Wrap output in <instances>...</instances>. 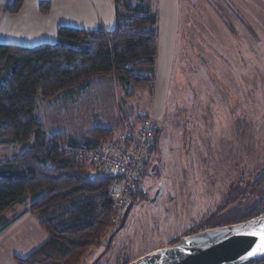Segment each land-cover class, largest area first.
I'll return each instance as SVG.
<instances>
[{
  "label": "rangeland",
  "instance_id": "1",
  "mask_svg": "<svg viewBox=\"0 0 264 264\" xmlns=\"http://www.w3.org/2000/svg\"><path fill=\"white\" fill-rule=\"evenodd\" d=\"M3 4L0 0L1 9ZM144 5L159 14V84L153 90L128 96L110 78L95 79L74 101L39 106L48 134L80 135L99 124L119 132L126 114L147 116L159 129L135 183L137 201L125 228L109 252L112 234L82 264L99 257V264L136 262L206 229V218L264 199V181L258 179L264 169V0ZM30 144L0 143V159ZM26 211L22 205L6 215L15 221L0 238V264H17L11 256L22 259L46 241L47 233Z\"/></svg>",
  "mask_w": 264,
  "mask_h": 264
},
{
  "label": "trees",
  "instance_id": "2",
  "mask_svg": "<svg viewBox=\"0 0 264 264\" xmlns=\"http://www.w3.org/2000/svg\"><path fill=\"white\" fill-rule=\"evenodd\" d=\"M25 2L12 0L7 11L18 14ZM115 3L113 31L62 27L55 44H0V143L31 141L24 150L0 159V234L15 221L6 217L8 212L27 205L26 212L48 235L30 255L15 257L17 264H82L117 226V201L111 194L118 177L94 167L86 155L98 151L118 131L99 124L80 135L48 134L39 121L41 102L83 96L95 79L110 78L128 96L154 89L159 14L145 9V0ZM39 7L43 16L50 15V0L41 1ZM258 176L262 183L264 169ZM137 194V189L132 191L131 200ZM263 214L264 199L255 200L223 216L206 218L203 225H236Z\"/></svg>",
  "mask_w": 264,
  "mask_h": 264
},
{
  "label": "crops",
  "instance_id": "3",
  "mask_svg": "<svg viewBox=\"0 0 264 264\" xmlns=\"http://www.w3.org/2000/svg\"><path fill=\"white\" fill-rule=\"evenodd\" d=\"M11 1L4 0L3 7L0 8V44H17L23 47L55 44L58 42V30L62 27L88 31L104 28L113 31L116 25L115 0H50L52 11L46 17L40 13L39 3L43 0H26L18 14L7 11ZM156 83L159 84L158 80ZM75 99L77 98L74 97L73 101ZM8 230L9 228L3 231L0 238ZM45 239L48 240V235ZM15 257L17 256H11L13 262Z\"/></svg>",
  "mask_w": 264,
  "mask_h": 264
},
{
  "label": "water",
  "instance_id": "4",
  "mask_svg": "<svg viewBox=\"0 0 264 264\" xmlns=\"http://www.w3.org/2000/svg\"><path fill=\"white\" fill-rule=\"evenodd\" d=\"M133 205L131 203L125 209L120 226L109 239L108 249L115 235L125 228ZM261 248H264V214L241 224L186 236L172 247L153 252L131 264H253L264 258ZM99 259L94 264H98Z\"/></svg>",
  "mask_w": 264,
  "mask_h": 264
},
{
  "label": "built area",
  "instance_id": "5",
  "mask_svg": "<svg viewBox=\"0 0 264 264\" xmlns=\"http://www.w3.org/2000/svg\"><path fill=\"white\" fill-rule=\"evenodd\" d=\"M157 133L156 122L147 116L122 117L119 132L98 151L86 159L94 167L118 177L111 197L117 201V222L124 215L128 198L143 174Z\"/></svg>",
  "mask_w": 264,
  "mask_h": 264
},
{
  "label": "flooded vegetation",
  "instance_id": "6",
  "mask_svg": "<svg viewBox=\"0 0 264 264\" xmlns=\"http://www.w3.org/2000/svg\"><path fill=\"white\" fill-rule=\"evenodd\" d=\"M260 177H261V176H258V179H259ZM135 189H136V188H135ZM135 189H134L133 191H135ZM130 195H131V194H130ZM130 195H129V198H128V204H127V206H128L129 204L133 203V204H134V205H133V208H134L135 203H136L137 200H135V201H134V200H131ZM137 196H138V195H137ZM141 197L143 198V200L145 199V196H141ZM126 208H127V207H126ZM133 208H132V210H133ZM132 210H131V211H132ZM124 211H125V210H124ZM131 211H130V212H131ZM131 213H132V212H131ZM131 213H130V214H131ZM130 214H129V216H130ZM129 216H128V218H129ZM122 217H123V216H121L120 219H119L117 222H115V223H116L117 225H119V226H120V222H121ZM119 226H118V227H119ZM118 227H117V228H118ZM225 227H227V226H225ZM117 228H116V229H117ZM218 228H219V227H218ZM218 228H206V229H203V230H200V231H196L195 233H189V234H186L184 237H186V236H193V235H195V234H197V233H200V232L206 231V230H208V229H218ZM116 229H115V230H116ZM121 231H122V230H121ZM121 231H120V232H121ZM120 232H119V233H120ZM112 234H113V233H112ZM117 234H118V233H117ZM117 234H116V235H117ZM116 235H115L114 239L117 237ZM109 239H110V238H109ZM180 240H182V239H180ZM180 240H179V239H175V240H173V241H172V244H170V245H171L170 247H172L173 244L178 243ZM108 242H109V240H108ZM113 242H114V240L112 241V243H111L109 249L107 248V246L105 247V248H106L105 254L111 250V246H112ZM107 245H108V244H107ZM168 248H169V247H168ZM158 251H159V250H158ZM155 252H156V251H155ZM152 253H153V252H152ZM147 256H148V255H147ZM95 261H96V259H95ZM133 262H134V261H133ZM99 263H100V261L98 262V264H99ZM131 263H132V262H126V264H131ZM253 264H264V258L255 261Z\"/></svg>",
  "mask_w": 264,
  "mask_h": 264
},
{
  "label": "snow or ice",
  "instance_id": "7",
  "mask_svg": "<svg viewBox=\"0 0 264 264\" xmlns=\"http://www.w3.org/2000/svg\"><path fill=\"white\" fill-rule=\"evenodd\" d=\"M260 250H261L262 252H264V248H261Z\"/></svg>",
  "mask_w": 264,
  "mask_h": 264
}]
</instances>
